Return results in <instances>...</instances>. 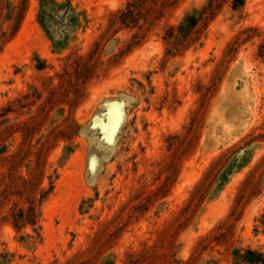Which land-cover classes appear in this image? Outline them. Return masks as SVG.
Returning a JSON list of instances; mask_svg holds the SVG:
<instances>
[{"label": "rangeland", "instance_id": "obj_1", "mask_svg": "<svg viewBox=\"0 0 264 264\" xmlns=\"http://www.w3.org/2000/svg\"><path fill=\"white\" fill-rule=\"evenodd\" d=\"M55 1L0 0V264H264V0Z\"/></svg>", "mask_w": 264, "mask_h": 264}, {"label": "trees", "instance_id": "obj_2", "mask_svg": "<svg viewBox=\"0 0 264 264\" xmlns=\"http://www.w3.org/2000/svg\"><path fill=\"white\" fill-rule=\"evenodd\" d=\"M244 0H232L233 8L243 5ZM82 13L76 11L68 1L57 2L55 0H42V5L38 11L37 18L43 29L54 43L63 46L69 39V34L80 26V16ZM84 16V15H83ZM199 19L197 9L188 12L178 29L180 31L196 25ZM86 20L85 17L83 19ZM58 25H55L54 22ZM16 222L24 219L22 210L13 216ZM32 220V219H29ZM32 222V221H29ZM243 258L249 262H264L263 253L246 249Z\"/></svg>", "mask_w": 264, "mask_h": 264}, {"label": "bare ground", "instance_id": "obj_3", "mask_svg": "<svg viewBox=\"0 0 264 264\" xmlns=\"http://www.w3.org/2000/svg\"><path fill=\"white\" fill-rule=\"evenodd\" d=\"M227 86V85H226ZM225 87V86H224ZM223 87V91L222 92H224V94H225V92H226V88H224ZM233 95V94H232ZM241 98H242V93H241ZM241 100V99H240ZM218 116V121L219 122H221L222 121V114L221 113H219V111L217 110V108H214V110H213V112H212V115H211V117L213 118V119H215V117H217ZM224 125V124H223Z\"/></svg>", "mask_w": 264, "mask_h": 264}]
</instances>
